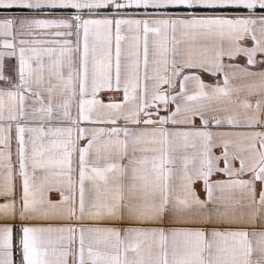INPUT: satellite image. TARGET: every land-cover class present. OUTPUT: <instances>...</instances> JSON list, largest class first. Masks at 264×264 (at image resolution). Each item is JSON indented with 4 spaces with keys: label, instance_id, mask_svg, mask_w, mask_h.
<instances>
[{
    "label": "snow or ice",
    "instance_id": "snow-or-ice-1",
    "mask_svg": "<svg viewBox=\"0 0 264 264\" xmlns=\"http://www.w3.org/2000/svg\"><path fill=\"white\" fill-rule=\"evenodd\" d=\"M0 264H264V0H0Z\"/></svg>",
    "mask_w": 264,
    "mask_h": 264
}]
</instances>
